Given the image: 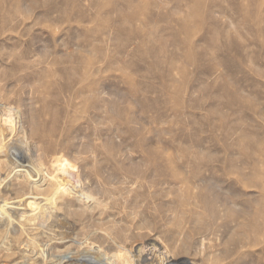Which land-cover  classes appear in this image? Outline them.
Returning a JSON list of instances; mask_svg holds the SVG:
<instances>
[{
	"label": "rangeland",
	"instance_id": "374dc122",
	"mask_svg": "<svg viewBox=\"0 0 264 264\" xmlns=\"http://www.w3.org/2000/svg\"><path fill=\"white\" fill-rule=\"evenodd\" d=\"M1 105L47 180L35 200L72 173L153 176L146 221L164 237L183 224L193 264H264V0H0ZM183 150L195 159L169 165ZM12 182L9 207L26 187ZM62 187L53 214L98 218Z\"/></svg>",
	"mask_w": 264,
	"mask_h": 264
},
{
	"label": "bare ground",
	"instance_id": "6f19581e",
	"mask_svg": "<svg viewBox=\"0 0 264 264\" xmlns=\"http://www.w3.org/2000/svg\"><path fill=\"white\" fill-rule=\"evenodd\" d=\"M89 91L94 93V87ZM6 107L0 106V151L4 148L1 145L4 136L7 147L2 152L0 171L1 163H8V174L0 172V264H193L198 255L205 258V253L200 254L198 244L191 242L183 224H177L175 231L164 237L156 231L155 225L146 221L143 210L145 195L153 194L159 198L164 185L153 176L132 174L130 171L123 175L105 173L102 169L94 177L88 176V180L73 173L65 175L62 178V184L66 185L64 190L79 202L98 205V218L95 213L86 216L85 209L79 212L81 215L77 221L53 214L51 208L63 185L52 184L53 188L49 189L53 196L51 199L35 200L38 193L44 191L42 188L47 180L40 173H32L26 164L31 153L28 132L21 122L17 129L13 109ZM7 136L9 139H6ZM191 152L183 150L182 155L175 159L167 156V162L169 165L188 159L190 162V159H195ZM56 164L66 168L71 163L58 160ZM19 169H25L26 173L22 182H18ZM51 178L59 181L57 177ZM12 180L26 187L18 190L12 199L13 205L9 207L8 197L13 196ZM188 183L183 186L190 191ZM28 206L30 209H26ZM41 238H44V243ZM95 247L98 252L92 253L91 248ZM191 247L194 249L191 250ZM227 258L226 253L212 262L222 264Z\"/></svg>",
	"mask_w": 264,
	"mask_h": 264
}]
</instances>
